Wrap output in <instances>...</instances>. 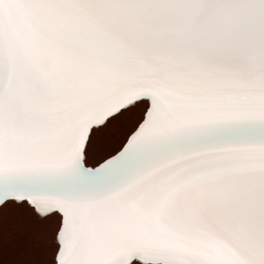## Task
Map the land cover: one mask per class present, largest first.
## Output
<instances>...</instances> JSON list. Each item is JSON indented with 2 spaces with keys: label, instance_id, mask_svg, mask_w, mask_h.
Here are the masks:
<instances>
[{
  "label": "snow or ice",
  "instance_id": "snow-or-ice-1",
  "mask_svg": "<svg viewBox=\"0 0 264 264\" xmlns=\"http://www.w3.org/2000/svg\"><path fill=\"white\" fill-rule=\"evenodd\" d=\"M0 264H264V0H0Z\"/></svg>",
  "mask_w": 264,
  "mask_h": 264
},
{
  "label": "rangeland",
  "instance_id": "rangeland-1",
  "mask_svg": "<svg viewBox=\"0 0 264 264\" xmlns=\"http://www.w3.org/2000/svg\"><path fill=\"white\" fill-rule=\"evenodd\" d=\"M41 239V230L27 224L21 225L17 230V240L21 244L38 242Z\"/></svg>",
  "mask_w": 264,
  "mask_h": 264
}]
</instances>
